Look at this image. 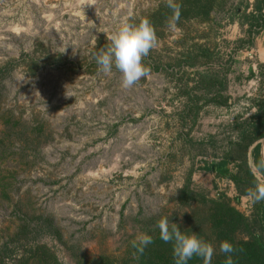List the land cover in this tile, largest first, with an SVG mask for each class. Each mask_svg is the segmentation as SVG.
Segmentation results:
<instances>
[{"label": "rangeland", "instance_id": "obj_1", "mask_svg": "<svg viewBox=\"0 0 264 264\" xmlns=\"http://www.w3.org/2000/svg\"><path fill=\"white\" fill-rule=\"evenodd\" d=\"M173 1L0 0V255L8 264H137L131 242L162 219L220 257L211 202L255 218L257 202L203 170L224 158L234 123L254 114L264 93V31L239 49L254 0H218L207 16L169 27L173 15L152 14ZM151 17L157 43L141 60L149 73L124 88L94 57L123 24ZM194 42L210 49L211 63H180ZM229 64L227 106H203L194 123L182 112L193 73ZM187 182L197 197L186 205L178 197Z\"/></svg>", "mask_w": 264, "mask_h": 264}, {"label": "trees", "instance_id": "obj_2", "mask_svg": "<svg viewBox=\"0 0 264 264\" xmlns=\"http://www.w3.org/2000/svg\"><path fill=\"white\" fill-rule=\"evenodd\" d=\"M217 1L175 0L160 5L152 16H159L166 20L171 15L175 16V11L178 10V20L192 21L198 19L201 14L207 16L213 10ZM245 16L246 20H248L246 30L248 41H244L246 44L240 41V50L243 49V45L250 48L253 47L254 38L264 31V0H254L251 11ZM146 20L149 21L153 30H155L157 20L152 17ZM179 60L185 66L193 68L198 65L211 63L213 54L205 44L194 42L186 53L181 55ZM230 60V63H232V58ZM230 66L229 64L223 73L214 71H204L201 73L195 71L193 73L196 79L191 80L192 82L194 81L193 86L185 89L183 93L187 101L182 112L183 114L187 112V116L190 114L194 123L197 121L199 111L203 106L208 104L227 106L228 97L222 95V93H225L227 89V73H229ZM257 69L264 71V64L259 63ZM251 74H253L252 70ZM254 109L255 113L250 117L234 123L233 130L236 132L235 140L229 141V149L224 158L218 163H213L203 168L207 172H214L218 178L232 182L239 196H247L246 193L248 190L253 189L256 184H262L255 173H253V169L264 180V168H260L259 171L257 170L262 160L260 141L264 139V93L255 101ZM249 159L251 163H249ZM231 164H236L234 171L230 169ZM188 183L180 191L178 197V201L186 205L188 202L196 201L197 197V192L190 190ZM211 204L212 207L208 214V221L217 248L219 249L222 241L229 242L234 249L233 253L230 254L233 264H264V200L257 202L255 218L251 220L234 207L224 204L221 205L222 203L219 201L211 202ZM148 235L152 237L153 242L144 247L142 252L135 248L137 264H175L172 255V245L170 243L166 244L159 239V230L156 229L155 232L149 233ZM6 256L0 255V264H8L4 260ZM213 256L215 257L213 258ZM225 261L226 255L224 253H220V257H218L216 252H213L211 264H225ZM111 263L110 261L108 263L104 260L95 261V264ZM187 264H203V260L193 257Z\"/></svg>", "mask_w": 264, "mask_h": 264}, {"label": "clouds", "instance_id": "obj_3", "mask_svg": "<svg viewBox=\"0 0 264 264\" xmlns=\"http://www.w3.org/2000/svg\"><path fill=\"white\" fill-rule=\"evenodd\" d=\"M178 18L179 11L176 10L173 23L169 27H174V21ZM110 39L111 44L107 50L101 51L94 57L98 71L108 74L114 67L121 74V86L131 88L149 73V69L141 63V60L155 47L157 43L155 32L149 21L145 19L137 26L123 24ZM260 168H264V159L260 161L257 170L259 171ZM246 194L253 202L264 200V184H256ZM156 228L159 230V239L172 245L175 264H187L193 257L202 259L203 264H211L214 248L195 233L182 232L174 223L170 227L167 219L158 221ZM152 242L151 236L140 234L131 243L134 248L142 252L144 247ZM219 251L226 255L225 264H233L230 254L234 249L229 242L222 241Z\"/></svg>", "mask_w": 264, "mask_h": 264}, {"label": "crops", "instance_id": "obj_4", "mask_svg": "<svg viewBox=\"0 0 264 264\" xmlns=\"http://www.w3.org/2000/svg\"><path fill=\"white\" fill-rule=\"evenodd\" d=\"M260 154H261V158L264 159V151H263V148H261Z\"/></svg>", "mask_w": 264, "mask_h": 264}]
</instances>
